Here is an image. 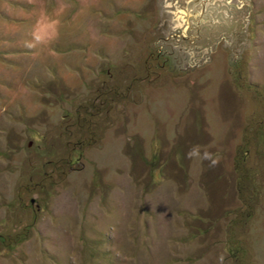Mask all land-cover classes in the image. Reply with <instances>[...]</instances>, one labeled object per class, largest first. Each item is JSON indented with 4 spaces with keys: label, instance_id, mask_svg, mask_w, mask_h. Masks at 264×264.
Segmentation results:
<instances>
[{
    "label": "rangeland",
    "instance_id": "374dc122",
    "mask_svg": "<svg viewBox=\"0 0 264 264\" xmlns=\"http://www.w3.org/2000/svg\"><path fill=\"white\" fill-rule=\"evenodd\" d=\"M229 4L0 0V264H264V0Z\"/></svg>",
    "mask_w": 264,
    "mask_h": 264
},
{
    "label": "trees",
    "instance_id": "16d2710c",
    "mask_svg": "<svg viewBox=\"0 0 264 264\" xmlns=\"http://www.w3.org/2000/svg\"><path fill=\"white\" fill-rule=\"evenodd\" d=\"M239 81V80H237ZM246 84V83H245ZM245 86V85H244ZM251 92L255 93L258 92L260 93V88L258 85L255 84H251L248 82L247 86ZM260 96V95H259ZM256 102H259L257 99L260 100V98H255V96L253 97ZM252 118H249L246 122L245 125L249 126V120H251ZM244 125V126H245ZM251 126V125H250ZM246 127H243V129H245ZM91 140H93L92 138H90ZM88 141L87 144L92 143V141ZM250 145V139H246V138H242V142L239 145V148H243L244 152L249 148ZM234 170H235V183H236V190H237V194H238V199L241 202V207H243L246 203V195L243 194V191L246 188H250V183L246 184L245 180H249L248 178L245 177L246 173L245 168L242 164V161H239V157L236 158V160L234 161ZM246 207L244 206V209ZM243 209V210H244ZM246 213V210L244 211ZM242 210H238L237 214H235V217L233 219H230L226 225L227 228V245H226V252L227 254L236 262H238L240 259L238 257V254H242V255H246L247 254V250L245 248V245L242 243L241 239H240V234L238 232V230H235V224L234 221L239 220V213H240V217L242 216L241 214L243 213V217H244V213Z\"/></svg>",
    "mask_w": 264,
    "mask_h": 264
},
{
    "label": "water",
    "instance_id": "95a60500",
    "mask_svg": "<svg viewBox=\"0 0 264 264\" xmlns=\"http://www.w3.org/2000/svg\"><path fill=\"white\" fill-rule=\"evenodd\" d=\"M188 1L190 2L191 5L190 13L193 14L195 11H197V14H195L192 17H189V22L195 25L202 22L203 20H208L210 16H212L211 17L212 19L214 16L215 18L214 22L211 19H209V22L212 24L216 22V24H218L215 25L217 27L216 30H226L224 25L230 23L233 24L232 23L233 21L231 20L233 17L232 16L233 12L235 11V13L238 14L242 12L241 6L230 5L229 0H188ZM246 8H248V6H246ZM195 27L196 26H194V28ZM234 28L235 27H233L231 30H234ZM216 36H217L216 38H218L219 35Z\"/></svg>",
    "mask_w": 264,
    "mask_h": 264
},
{
    "label": "clouds",
    "instance_id": "9594fccd",
    "mask_svg": "<svg viewBox=\"0 0 264 264\" xmlns=\"http://www.w3.org/2000/svg\"><path fill=\"white\" fill-rule=\"evenodd\" d=\"M193 153H190V155H192ZM205 158H210V157H208V155L207 154H205ZM213 163H215V161H213Z\"/></svg>",
    "mask_w": 264,
    "mask_h": 264
},
{
    "label": "flooded vegetation",
    "instance_id": "af4514ba",
    "mask_svg": "<svg viewBox=\"0 0 264 264\" xmlns=\"http://www.w3.org/2000/svg\"><path fill=\"white\" fill-rule=\"evenodd\" d=\"M158 53H160V50L158 51ZM162 53V52H161ZM168 55H169V53H168Z\"/></svg>",
    "mask_w": 264,
    "mask_h": 264
}]
</instances>
